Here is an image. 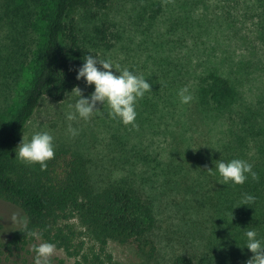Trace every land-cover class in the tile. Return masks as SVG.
I'll list each match as a JSON object with an SVG mask.
<instances>
[{
	"label": "trees",
	"instance_id": "16d2710c",
	"mask_svg": "<svg viewBox=\"0 0 264 264\" xmlns=\"http://www.w3.org/2000/svg\"><path fill=\"white\" fill-rule=\"evenodd\" d=\"M111 2L0 0V70L10 83L0 94V207L22 215L17 222L13 218L11 229L0 221V264H27L34 246L45 241L74 264H123L108 252L110 242L131 248L140 258L156 254L155 214L128 182L96 185L86 160L65 148L55 150L43 169L16 159L24 128L41 102L61 101L76 87L85 57L109 46L104 23L88 30L83 23ZM170 6V21H182L185 37L199 40L209 27L225 23L238 35L239 48L245 46L240 62L225 68L207 61L209 52L197 42L186 44L183 59L169 65L175 81L180 75L191 84L188 105L198 114L221 118L226 130L218 149L212 154L201 149L193 160L213 211L208 235L213 249H221L215 263L236 264L227 257L233 252L248 264L253 254L244 248V233L254 229L264 239V95L246 97V85L264 73V0H176ZM189 21H197V29ZM198 46L201 51L195 54ZM195 55L199 59L193 65ZM22 74L27 77L23 87ZM236 158L251 163L258 179L223 185L215 161ZM246 195L254 202L246 204ZM171 264L195 263L177 255Z\"/></svg>",
	"mask_w": 264,
	"mask_h": 264
},
{
	"label": "rangeland",
	"instance_id": "374dc122",
	"mask_svg": "<svg viewBox=\"0 0 264 264\" xmlns=\"http://www.w3.org/2000/svg\"><path fill=\"white\" fill-rule=\"evenodd\" d=\"M175 1L112 0L96 18L83 23L87 30L91 25L105 24L109 46L99 49L97 57L109 58L119 65L118 71L127 68L151 84V92L137 103L135 126L113 118L107 105H97L102 115L95 114L87 122L68 121L66 114L73 110L69 105L78 99L75 89L79 88L84 96L93 91L81 79L61 101H42L22 135L28 140L37 131H48L54 137V151L65 148L86 160L96 185L124 180L150 204L156 217V254L153 259L140 258L131 248L110 242L108 252L123 264H171L177 255L189 256L195 264H220L215 263L214 256L219 258L221 249H213L208 235L213 211L205 182L196 178L193 160L201 149L208 154L218 149L224 141L225 126L216 115L198 114L189 103L180 102L177 93L191 84L180 75L175 81L169 63L177 64L183 59L186 44L197 42L209 52L207 61L225 68L229 63L240 62L245 46L239 48L238 35L225 23L209 27L199 40L185 37L181 34L182 21H170L173 16L170 5ZM189 22L197 29V21ZM199 46L195 54L201 51ZM196 58V55L192 58L193 65L197 64ZM26 80L22 74V87ZM9 84L8 74L0 70V94ZM246 92L249 100L264 95V73L246 85ZM69 124L78 129V135L68 133ZM13 218L17 222L22 215L13 207H0V221L8 229L14 224ZM227 257L232 263L245 262L242 255L233 252ZM28 259L27 264H35L34 253ZM58 260L74 264L73 258L56 249L51 264H60Z\"/></svg>",
	"mask_w": 264,
	"mask_h": 264
},
{
	"label": "clouds",
	"instance_id": "9594fccd",
	"mask_svg": "<svg viewBox=\"0 0 264 264\" xmlns=\"http://www.w3.org/2000/svg\"><path fill=\"white\" fill-rule=\"evenodd\" d=\"M118 69L119 65H115L109 58L87 55L77 71L76 79H83L86 86L93 87V91L84 96L79 88L75 89L78 99L69 105L73 110L66 114V119L68 121L81 119L87 122L95 114L102 115L97 105L103 107L107 105L113 118L119 119L124 125L135 126L137 103L146 93L151 92V84L144 76L127 68L119 71ZM177 95L182 104H188L193 100L187 87L180 89ZM67 131L73 137L79 134L78 129L73 128L71 124ZM16 149L18 150L15 152L16 158L27 164H38L43 169L47 167V162L55 157L54 137L48 131H37L28 140L22 138ZM215 170L223 185H243L249 177L253 180L258 179L257 173L253 171V165L243 159L236 158L227 162L220 159L215 161ZM254 200L255 197L251 195L244 198L246 204ZM31 235L40 239L35 233ZM244 235L246 237L244 248L253 254L248 264H264V239L259 238L254 229L247 230ZM33 251L35 264H51L56 245L45 241L34 246Z\"/></svg>",
	"mask_w": 264,
	"mask_h": 264
}]
</instances>
